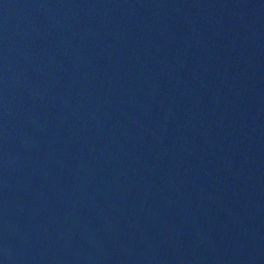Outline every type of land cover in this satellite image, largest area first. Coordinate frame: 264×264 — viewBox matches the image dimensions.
I'll return each instance as SVG.
<instances>
[{
	"label": "water",
	"instance_id": "obj_1",
	"mask_svg": "<svg viewBox=\"0 0 264 264\" xmlns=\"http://www.w3.org/2000/svg\"><path fill=\"white\" fill-rule=\"evenodd\" d=\"M0 264H264V0H0Z\"/></svg>",
	"mask_w": 264,
	"mask_h": 264
}]
</instances>
